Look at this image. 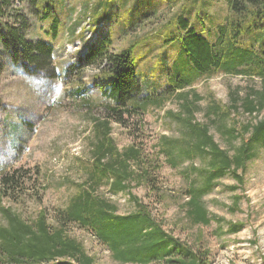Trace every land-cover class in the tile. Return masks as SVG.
Wrapping results in <instances>:
<instances>
[{"label":"rangeland","instance_id":"obj_1","mask_svg":"<svg viewBox=\"0 0 264 264\" xmlns=\"http://www.w3.org/2000/svg\"><path fill=\"white\" fill-rule=\"evenodd\" d=\"M143 1L156 6V13L123 31L130 21L123 12L136 0H43L61 21L58 39L52 42L47 32L53 16L42 21V7L36 10L30 0L26 4L14 0L16 7L33 12L30 37L52 42L55 57L53 70L43 72L30 65L24 68L23 61L14 63L7 54L1 55L4 72L0 75V174L17 168L30 171L28 195H20V205L6 199L3 206L33 220L45 210L48 222L54 224L53 217L66 208L79 185L90 190L94 187V195L115 204L119 214L137 209L130 193L168 233L206 254L208 264H264V149L247 162L245 171H239L242 182L229 172L203 197L212 217L210 224L204 225L195 224L190 218L188 193L194 183L201 184L202 175L197 170L204 165L202 156L181 159L173 166L166 151L172 143L163 139L175 141L176 155L183 157L188 152V127L177 115L186 118L184 104L186 100L195 101L198 94L194 118L207 124L219 146L233 154L242 137L229 138L225 134L226 123L240 130L248 122L255 124L264 117V109L254 114L244 111L248 95L264 92V80L258 77L225 73L204 77L161 105H147L142 115L130 117L126 125L111 121L109 136L118 150L133 146L140 151V159L130 163L134 178L129 193L113 194L105 183L94 186L92 152L100 138L96 125L106 120L103 107L113 100L105 97L101 89L107 74L93 67L78 69L79 57L84 56L90 43L112 34L116 53L136 42L137 73L143 77L155 70L154 63L163 56L168 58L170 68L179 53L175 41L166 42L170 39L167 35L176 30L167 22L179 12L182 0ZM103 2L109 7L100 8L99 16L90 18L89 11ZM188 2L184 1L187 8ZM196 6L197 13L189 16L197 21L200 30L205 27L203 33L207 37L208 30L230 14L226 0H197ZM157 72L160 74L161 70ZM151 79V83L155 82ZM180 93L186 97H180ZM0 224H5L2 214ZM232 224L243 227L237 233H229ZM67 231L94 257V264H120L92 231L77 224L69 225Z\"/></svg>","mask_w":264,"mask_h":264},{"label":"trees","instance_id":"obj_2","mask_svg":"<svg viewBox=\"0 0 264 264\" xmlns=\"http://www.w3.org/2000/svg\"><path fill=\"white\" fill-rule=\"evenodd\" d=\"M21 1L26 4L29 0ZM30 1L34 9L43 8L42 21L53 16L47 35L54 42L58 39L57 30L61 26L59 17L53 7L43 4V0ZM184 1H190L191 5L188 2V8L185 7ZM143 3V0H136L129 10H124L130 21L123 31H129L156 13L157 7L152 6L151 2ZM226 3L230 14L216 25L212 23L215 25L214 29L211 28L213 41L211 29L208 30V37L205 36V27L200 30L196 26L197 21L189 16L197 13V0H182L179 12L167 22L168 26H174L176 30L167 35L170 39L166 42L175 41L179 51L171 69L168 58L163 56L162 60L159 58L154 63L155 70L142 77L137 73L136 42L116 53L112 34L104 35L97 43H90L86 47V53L78 59L77 68L93 67L106 73L107 77L104 78L107 81L101 88L102 93L113 100L112 104L103 107L106 120L96 125L100 138L92 152L94 162L91 177H95L94 186L105 183L113 194L129 193L134 178L130 163L140 159V151L133 146L118 150L109 136L111 121L126 125L130 117L142 115L147 105H161L177 91L182 92L201 78L218 73L264 80V0H226ZM108 7L106 2L94 7V10L91 7L89 17L99 16L100 11ZM31 15L33 12L16 7L14 0H0V75L4 72L2 54H7L14 63L23 61L26 63L24 68L30 65L37 71L53 70L54 44L30 37L33 29ZM159 69L160 74L157 72ZM62 77L59 75V78ZM140 78H144L143 81ZM151 78L155 82L151 83ZM179 96L186 97L182 93ZM198 100V94L195 101L186 100V118L177 115L188 127L185 140L188 152L183 157L176 155L175 141L163 139L166 143H172L166 151L173 166L181 159H194L197 154L202 156L204 165L197 170L202 175L201 184L196 186L194 183L188 190L189 214L195 224L208 225L212 217L202 202L203 197L229 172L238 182L243 181L239 171H245L247 162L264 149V117L255 124L248 122L240 130L226 123L225 134L229 138L242 137L240 146L230 154L215 141L210 127L194 118ZM263 109L264 92L246 97L245 112L254 114ZM226 113L223 112L225 116ZM29 173L28 169L17 168L0 174V214L5 219V224H0V264H94V257L86 253L82 243L67 233L71 224L92 231L120 264H208L206 254H200L168 233L162 223L139 202L138 197L130 193L137 209L119 214L115 204L94 195V187L90 190L79 185L66 208L59 210L53 217L54 224L48 222L45 210L40 211L33 220L10 206L4 207L6 199H12L14 204L20 205V195H28ZM144 174L147 175L148 170ZM242 227L243 224H232L228 232L237 233Z\"/></svg>","mask_w":264,"mask_h":264}]
</instances>
